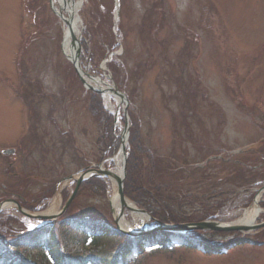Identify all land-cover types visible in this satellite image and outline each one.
Wrapping results in <instances>:
<instances>
[{
    "label": "rangeland",
    "instance_id": "obj_1",
    "mask_svg": "<svg viewBox=\"0 0 264 264\" xmlns=\"http://www.w3.org/2000/svg\"><path fill=\"white\" fill-rule=\"evenodd\" d=\"M125 1L123 45L112 52V62L104 71L108 52L97 44V36L88 33L85 10L90 7L84 0L79 12L84 24V71L112 84L108 80L111 76L127 94L139 119L140 132L136 116L129 114L130 138L139 134L144 149L162 159H173L162 164L163 169L169 168L168 181L154 179L156 185L172 186L171 198L164 201L172 211L170 217L198 220L189 217L193 214L194 218L236 221L253 204V193L264 186V143L255 152L233 155L241 146L264 139V114L254 105L255 101L264 104V0ZM98 2L107 15L103 26L97 29L95 24L94 28L105 40L113 39L110 0ZM150 13L156 17L148 16ZM63 36L61 22L48 0H0V147H21L14 158L0 155V187L19 186V191L9 190L13 196L1 193L0 201L21 195L24 206L32 212L47 211L69 176L91 164L97 166L119 151L124 126L121 106V122L115 128L113 109L120 107L114 97L83 88L63 54ZM107 42L112 45L116 37ZM120 63H124L127 75ZM23 74L37 80L29 100L21 97L23 87L28 86L20 79ZM109 147L115 148L111 151ZM213 154L223 160L197 168ZM132 156L133 150L130 160ZM136 157L143 171L138 176L139 185L147 188L150 160L144 154ZM10 163L13 167L6 174ZM11 173L20 178L15 179ZM32 178L36 180L30 182ZM74 186L71 183L61 193L64 201ZM130 187L136 189L134 178ZM77 194L71 213L96 210L99 218L109 223V229H115L103 182L94 180ZM150 211L159 212V208L150 205ZM126 217L131 220L129 211ZM39 225L14 208L0 214V233H7L11 242L17 241L16 235ZM55 232L67 241V251H77L80 256L95 253L99 261L111 257L125 243L124 238L111 237L92 249H88V241L84 250L80 232L69 226H57ZM192 237L193 241L206 239L216 245L229 244L240 236L192 233ZM24 241L29 247L38 242L29 238ZM190 250L162 249L142 258L134 254L128 264H264V242L260 246H238L224 257L209 258ZM30 254L40 264L37 255L47 253Z\"/></svg>",
    "mask_w": 264,
    "mask_h": 264
},
{
    "label": "bare ground",
    "instance_id": "obj_2",
    "mask_svg": "<svg viewBox=\"0 0 264 264\" xmlns=\"http://www.w3.org/2000/svg\"><path fill=\"white\" fill-rule=\"evenodd\" d=\"M56 7L59 9V11H69L71 14H73V22L70 24L71 27H69L67 24L63 23V29H64V41H63V50L64 53L70 58H77V53H80V42L79 38L81 37V19L79 18V11L81 9L80 5V0H54ZM72 34H75L78 39L73 42L72 41ZM104 67V66H103ZM86 72L83 71V77H85L88 80V83L96 86L97 88L100 87H105L108 91V88H112V86L102 78H90L87 77ZM107 91V92H108ZM107 98L110 96L109 94H106ZM116 102L122 106L120 98H116ZM113 109V107H112ZM115 115L118 117L119 116V110L113 109ZM115 162V169L113 170L114 173L112 174H117L121 175V157L118 156L114 159ZM113 177V176H112ZM110 187V198H111V204L113 206V209L115 210L116 216L119 215L120 210L122 209L121 203L119 200V197L117 195V183L115 180H110L109 183ZM259 200V199H257ZM62 198L60 195V192L56 195V197L53 199L49 209L46 211L47 215H53L55 214L61 205ZM129 207H134L132 203H128ZM6 210H11L13 209V205H7L5 206ZM260 214L259 206L258 203L255 202L253 205L244 211L241 215L238 216L236 221L234 222L235 224H241V225H253L255 223V220L257 219L258 215ZM131 220H128V218L125 216L124 218L121 219L120 221V226L129 231H141L145 230L148 228L150 225L148 224L149 220L148 218L140 213H135V212H130Z\"/></svg>",
    "mask_w": 264,
    "mask_h": 264
},
{
    "label": "trees",
    "instance_id": "obj_3",
    "mask_svg": "<svg viewBox=\"0 0 264 264\" xmlns=\"http://www.w3.org/2000/svg\"><path fill=\"white\" fill-rule=\"evenodd\" d=\"M93 3V12H94V20H97L98 25H103L104 20H105V16L102 15L104 13H102V11L100 10L99 6V2L98 0H90ZM92 30V29H91ZM106 41H113V39H109ZM132 116L133 113H130ZM139 134H135L133 135V137L131 138V145L133 147V156L131 157V160H129V165H128V174H127V180H126V195L131 198L132 200H134L138 205H144V206H149L150 202L154 203L156 202L155 197L150 193V188H144L141 184L139 185V169L140 166L138 165L137 161H136V156L137 155H141V151H142V146L141 143L139 141ZM137 177V178H136ZM135 181L136 184V189H132L130 187V182L133 180ZM159 189V188H158ZM157 196H159V194H155ZM162 212H155L156 216H165L162 219V221L167 222V221H171L174 220L172 217H170L169 215L171 214V211L168 208H164L161 210ZM65 218H68V214L64 217H62V219L64 220ZM66 221V220H65ZM175 222H177L175 220ZM63 224V223H62ZM97 227L95 226L94 229H96ZM94 236V243H98L99 241H101L104 238L110 237L112 236V231H109L107 228L100 226V229H96L93 232ZM38 236H41V233L37 234L36 238H39ZM167 239V240H177V238H173L170 235H166V234H159L153 237V239ZM141 240H145V239H140ZM51 245V244H50ZM57 243H54L53 245H51L50 247V254L53 255L54 261L56 264H63L64 259H62V254L59 252V247L57 245ZM132 244H130V241L127 245H125L124 249H122L121 251L116 253L117 257H121L123 258V254H128L132 251ZM17 249V248H16ZM213 249L207 248V251H211ZM104 252V251H102ZM94 259H96L94 261L95 264H118L117 259L115 258L112 261V258L109 259L108 257H104V261H97V256L94 257ZM73 263H68V264H80V261L76 262L75 258H72ZM5 261V258L1 257V264ZM84 264L86 263V261H82ZM103 262H107V263H103Z\"/></svg>",
    "mask_w": 264,
    "mask_h": 264
},
{
    "label": "water",
    "instance_id": "obj_4",
    "mask_svg": "<svg viewBox=\"0 0 264 264\" xmlns=\"http://www.w3.org/2000/svg\"><path fill=\"white\" fill-rule=\"evenodd\" d=\"M74 66L76 68V71L78 72V70H79V56L74 59ZM80 78H81V81L83 82V84L87 88L92 90V88L85 83L84 79L82 77H80ZM115 94L121 96L124 100H126V97L123 94H120L119 92H115ZM99 173L101 175H104L107 177H109V176L115 177L110 172H104V173L99 172ZM85 176H86V174H84L80 179H75L74 177H71L72 180L74 179V181L77 182V187H76L75 193L77 192V190H78L80 184L82 183V181L84 180ZM116 179L119 183V195H120L121 201L123 203V206H126L125 196H124V188H123V179H118V178H116ZM71 200L72 199H70V201L66 205L65 209L70 204ZM4 204L5 203H2L0 205V211L3 208ZM19 211L21 213L27 215L30 218H36V219H41V220H45V219L52 220V219L56 218V216L55 217H46V216H41V215H29V214H26L21 208H19ZM138 211L146 214V212L143 210H138ZM158 224L160 225V227L157 228L154 232H158V231H167V232H173V233H184V232H190V231H214V232L239 231V232H242V231H251V230L264 228V224L260 225V226L253 227V226H236V225H229V224H220V223H214V222H202V223H197V224H183V225H172V226H167V225L161 224L159 222H158ZM124 233L129 234L132 237L136 236L134 234H130V233H126V232H124Z\"/></svg>",
    "mask_w": 264,
    "mask_h": 264
}]
</instances>
